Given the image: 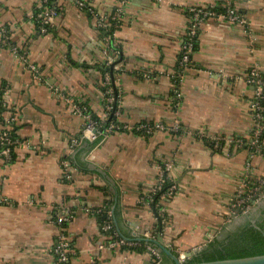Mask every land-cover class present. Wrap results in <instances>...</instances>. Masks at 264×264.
<instances>
[{"label": "crops", "instance_id": "obj_1", "mask_svg": "<svg viewBox=\"0 0 264 264\" xmlns=\"http://www.w3.org/2000/svg\"><path fill=\"white\" fill-rule=\"evenodd\" d=\"M82 1L115 27L110 39L73 0L59 1L46 32L34 19L43 0H0V104L5 118L16 117L7 125H17L14 156L0 152V264H58L56 220L66 216L73 246L66 264L150 260L110 246L99 221L106 208L117 211L130 240L161 233L185 253L226 223L248 161L252 175L264 176V155L249 150L255 122L246 80L251 66L264 74V0H234L244 22L207 16L183 72L187 8L219 12L225 0ZM110 71L120 124L90 146L73 104L105 118ZM159 121L179 129L136 128ZM198 130L219 135V148ZM165 162L177 192L160 222L142 199Z\"/></svg>", "mask_w": 264, "mask_h": 264}, {"label": "built area", "instance_id": "obj_2", "mask_svg": "<svg viewBox=\"0 0 264 264\" xmlns=\"http://www.w3.org/2000/svg\"><path fill=\"white\" fill-rule=\"evenodd\" d=\"M44 3L48 2V0H43ZM60 0H53V6L48 8L42 9L38 11L34 15V19L38 21L41 31L46 32L48 31L49 27L53 24V19L56 17L58 13V3ZM75 4L89 12L92 16L96 17L98 20L99 26L103 27L107 30L106 38L110 39L114 35L115 27L110 23H107V19L104 16L99 15L93 8H90L84 1L82 0H73ZM224 11L223 12H215L213 10L197 7V6H190L187 8L190 14V27L187 33V36L182 44L181 47V55H180V66L182 68V72L187 70L191 67V54L194 49V40L197 34V30L203 20L209 16L210 14H217L223 18L229 19L231 21H240L244 22V17L240 14L234 4V0H225L223 3ZM113 17L112 19H115ZM117 50V49H116ZM105 79V99H106V113L105 116L109 120L112 116L118 117L120 114L119 108H115V96H114V89H113V77L112 73H106L104 76ZM248 83L252 86L253 89V96L250 102V111L252 113L254 119V128L252 131V137L249 141V146L252 150L251 155L260 153L264 155V74L261 72L260 68L256 65L249 67L247 72V79ZM179 97V94L177 95ZM74 109L79 114L83 115L86 118L85 127L83 129V134L92 140H95L99 134L108 135L113 130L119 127V124L115 121H112L107 126L106 130L103 132L101 131L100 127L102 125L101 122L94 120L91 114L87 112L82 106L74 103ZM111 110V112H110ZM105 117V118H106ZM15 115L13 113H9L6 116V121L10 122L15 120ZM137 130L143 131L146 133H151L155 129H162V130H170V131H177L179 129L177 122L168 123L165 121H159L156 124H139ZM197 136L201 139H205L207 142L213 143L214 148H219L221 143V137L219 135H213L207 132L206 130H198L195 132ZM0 144L3 145L2 150L0 151L1 154L6 155L7 157L11 154V147L17 144V139L13 138L9 132L8 128H4L0 131ZM173 167V164L170 162H165L162 165V168L159 172V176L156 180V183L150 188L147 192L145 197H148V200L145 197L142 201L151 206L150 202L153 198V195L158 192L163 184L168 179V172ZM246 173L242 178L240 185L238 186L237 190L235 191L228 208V213L226 216L225 221L230 222L235 217L247 214L250 212L254 206L264 199V178H260L256 180L251 176V165L250 161L247 162L246 166ZM177 192V185L175 183L171 184L168 189L163 192L160 197L163 199H172ZM163 211L162 207L159 209V213ZM112 213L109 211L107 212V217L102 223V228L106 231H111L113 235L116 237L118 235L117 231L113 228L111 222ZM70 216L66 217H58L56 220L57 223L60 224L61 221L69 220ZM211 239V238H209ZM140 245V242L137 240H126L124 238H115L110 241V246H134ZM169 247H173V243L169 242L167 244ZM69 246V237L65 234L63 230L57 236L56 244L54 245V254L56 257V261L58 264H66L68 262L69 256L66 252V248ZM176 246V245H175ZM203 246V244H199L196 247ZM147 251L155 256H159V252L156 248L147 245ZM175 251L179 254V258L184 260L186 259L185 253L182 252L179 247H175Z\"/></svg>", "mask_w": 264, "mask_h": 264}, {"label": "trees", "instance_id": "obj_3", "mask_svg": "<svg viewBox=\"0 0 264 264\" xmlns=\"http://www.w3.org/2000/svg\"><path fill=\"white\" fill-rule=\"evenodd\" d=\"M50 6H53V0H48V2L42 4V7L40 9L42 8L45 9ZM218 11L219 12L224 11L223 5H221L218 8ZM52 29L53 28L49 27L48 31H51ZM103 32L105 35L107 34V32H105L102 29L101 33ZM195 46H196V37L194 40V48ZM107 69H108L107 67L104 68V71H106ZM110 73L114 74V72H111V71ZM105 87L106 85L104 86V88ZM114 96L116 98L115 91H114ZM114 106L115 108H118L116 104V100H115ZM5 110H6V107L0 104V122H2L3 124L2 126L7 127L9 129L11 136L15 138L14 136L17 130V125L15 122H13L12 125H7L6 120H5V115H3ZM105 111H106V108H105ZM91 116L92 118H94V120H97L98 122L102 123L100 129L103 132L106 130L107 126L112 121H115L116 123L120 124L119 118L115 116H112L110 120H109V117L102 118L96 115H91ZM103 136L104 134H99L93 142L89 143V145L95 146L102 139ZM263 137H264V132H263ZM15 145L11 147L10 156L12 157L14 156ZM0 148H1L0 149L1 151L3 148V145H0ZM249 150H250V153H252L250 146H249ZM257 154H260V153H257ZM251 176L255 178L256 180L260 178H264V176L257 177L252 174ZM173 183L174 182H172V180L168 177V179H166V182L163 184L162 188L153 195V198L150 202L151 208L154 211L155 216L157 217L158 221L160 222H162V220L164 219V216L159 213V209L160 207H164V203H166L169 200V199L161 198L160 195L163 192H165L168 189V187ZM145 199L148 200V197H145ZM255 206H256L255 209L252 208L253 210L251 209L250 212L242 216V218H240L237 223H234L235 221L232 223L226 222L224 225H222L220 229L213 234L212 238L205 245L202 246V249L198 251L196 254L187 258V261L189 262L210 261V260L239 258V257L264 254V203L260 205L256 204ZM109 211L111 212L109 208H106L103 211V216L99 219L101 226H102L103 221L107 217V212ZM116 217H117V211L114 210L112 212L111 222H112L113 228L118 233L116 237L124 238L127 240L133 239L131 236L125 235L119 230L118 224L116 223ZM68 223H69V220H65V221H61L59 224L60 225L59 227L61 228V230L65 232L66 235H68L67 230H66L68 227ZM103 234H106L110 241L116 238L111 231H103ZM134 240L136 239L134 238ZM139 242H140V245L121 246V248L130 250V251H135L139 254L147 253L148 258L151 261H153L154 264H165V263L174 264L173 260L162 251L159 253V256L152 255L147 251V245H151L152 247L157 248V245L155 243L153 242L147 243L144 240H141ZM72 250H73V246H72L71 241L69 240V246L66 248V252L69 256V259L72 255V252H71Z\"/></svg>", "mask_w": 264, "mask_h": 264}, {"label": "water", "instance_id": "obj_4", "mask_svg": "<svg viewBox=\"0 0 264 264\" xmlns=\"http://www.w3.org/2000/svg\"><path fill=\"white\" fill-rule=\"evenodd\" d=\"M114 64H112V65H114ZM263 203H264V199L261 200L260 202H258L257 205H260ZM255 208H256V206L253 209H255ZM244 215H240V216L235 217L229 223H232V222L242 218V216H244ZM136 239L138 241L144 240L147 243L148 242L155 243L157 245V248H156L157 251L159 253L162 251L166 255H168L173 260L174 264H264V254L239 257V258H226V259H218V260H210V261L189 262V261H187V258L191 257L192 255H194L198 251H200L202 249V246L194 247L193 249L186 251L185 252L186 259L182 260L179 258V254L166 244L164 237L161 233H157L155 238H151L149 236L148 237L147 236H145V237L144 236H136ZM144 264H153V261L147 260Z\"/></svg>", "mask_w": 264, "mask_h": 264}, {"label": "rangeland", "instance_id": "obj_5", "mask_svg": "<svg viewBox=\"0 0 264 264\" xmlns=\"http://www.w3.org/2000/svg\"><path fill=\"white\" fill-rule=\"evenodd\" d=\"M239 220V219H238ZM238 220H236L234 223H237L238 222Z\"/></svg>", "mask_w": 264, "mask_h": 264}, {"label": "flooded vegetation", "instance_id": "obj_6", "mask_svg": "<svg viewBox=\"0 0 264 264\" xmlns=\"http://www.w3.org/2000/svg\"><path fill=\"white\" fill-rule=\"evenodd\" d=\"M165 264H168V263H165Z\"/></svg>", "mask_w": 264, "mask_h": 264}]
</instances>
